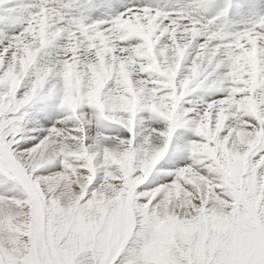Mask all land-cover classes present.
<instances>
[{
    "label": "snow or ice",
    "instance_id": "1",
    "mask_svg": "<svg viewBox=\"0 0 264 264\" xmlns=\"http://www.w3.org/2000/svg\"><path fill=\"white\" fill-rule=\"evenodd\" d=\"M0 264H264V0H0Z\"/></svg>",
    "mask_w": 264,
    "mask_h": 264
}]
</instances>
